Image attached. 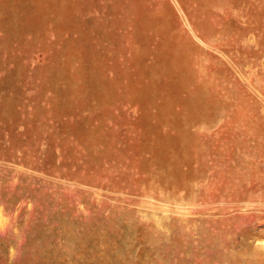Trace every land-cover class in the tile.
Here are the masks:
<instances>
[{
  "label": "rangeland",
  "instance_id": "obj_1",
  "mask_svg": "<svg viewBox=\"0 0 264 264\" xmlns=\"http://www.w3.org/2000/svg\"><path fill=\"white\" fill-rule=\"evenodd\" d=\"M0 264H264V0H0Z\"/></svg>",
  "mask_w": 264,
  "mask_h": 264
}]
</instances>
